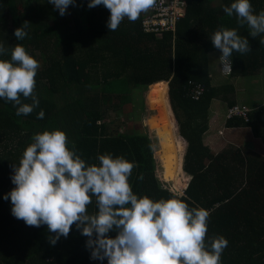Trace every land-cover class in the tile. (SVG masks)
<instances>
[{
    "label": "trees",
    "instance_id": "trees-1",
    "mask_svg": "<svg viewBox=\"0 0 264 264\" xmlns=\"http://www.w3.org/2000/svg\"><path fill=\"white\" fill-rule=\"evenodd\" d=\"M185 1L186 16L175 30L155 33L143 28L145 12L134 22L125 18L110 31V10L103 5L89 8V0H75L63 16L48 0H0V43L8 49L0 59L10 60L19 44L40 64L34 90L39 106L32 113L17 116L18 106L0 98V264H107L106 258L91 259L88 237L75 224L67 238L52 245L50 236L55 234L46 225H26L13 216L10 197L4 199L15 187L14 166L33 136L53 130L65 132L69 146L87 164L111 154L138 165L129 178L138 197L184 199L190 207L208 211L206 245L210 248L215 237L228 241L220 264H264V157L243 146L214 154L204 142L211 102L220 96L211 85L208 59L221 50L211 36L227 27L248 38L252 51L233 52L229 77L250 78L264 70V34L252 37L247 24L241 26L235 14L224 13L235 0ZM250 2L254 14L264 11V0ZM25 21L28 35L17 40L14 32ZM160 81L168 82L169 106L187 142L183 168L193 178L183 196L170 193L156 177L145 134H123L104 123L110 112L119 113L126 104L132 102L135 108L133 92H145ZM195 85L204 89L199 100L192 96ZM41 110L45 115L38 119ZM133 112L129 115L138 124L141 115ZM257 113L248 114L247 121L229 119L227 126L249 127L264 144V114ZM88 211H98L95 198Z\"/></svg>",
    "mask_w": 264,
    "mask_h": 264
},
{
    "label": "clouds",
    "instance_id": "clouds-1",
    "mask_svg": "<svg viewBox=\"0 0 264 264\" xmlns=\"http://www.w3.org/2000/svg\"><path fill=\"white\" fill-rule=\"evenodd\" d=\"M48 2L63 16L75 0ZM99 5L110 10L108 27L115 31L125 18L136 21L155 0H89V8ZM223 11L228 17L235 14L241 26L247 24L252 37L264 34V11L254 14L250 0H235ZM27 27L25 21L15 30L17 40L28 35ZM210 39L221 50L225 72L232 70L233 52L252 51L248 38L234 28L222 27ZM7 52L0 43V56ZM39 67L19 44L12 49L10 60L0 59V98L18 106L17 116L28 115L39 106L34 91ZM21 97L32 102L23 103ZM44 115L41 110L37 118ZM32 139L19 166H14L11 179L15 187L4 199L10 197L13 216L26 225H46L55 234L50 236L52 245L67 238L75 224L88 237L91 259L106 258L107 264H220L228 241L215 237L210 248L206 245L209 213L205 209L190 207L184 199L138 197L129 182L138 165L111 154L100 155L98 164H87L61 130L44 131ZM93 198L98 211L91 214L88 206ZM112 231L117 234L108 235Z\"/></svg>",
    "mask_w": 264,
    "mask_h": 264
},
{
    "label": "crops",
    "instance_id": "crops-1",
    "mask_svg": "<svg viewBox=\"0 0 264 264\" xmlns=\"http://www.w3.org/2000/svg\"><path fill=\"white\" fill-rule=\"evenodd\" d=\"M217 52L209 54L208 63L212 88L217 89L220 96L211 102L208 112V130L204 135V142L214 154L221 152L228 146H243L255 153L258 152V149H261L264 157V144L259 137L253 134L251 128L245 126L229 127L227 126L228 121L224 118L225 110L229 105H244L250 109L249 114L256 111L259 112L257 114H264V70L256 77H229V72H225L219 66L221 52L219 51L218 54ZM214 58L215 63L213 64L212 59ZM149 86L146 90L149 116L145 123L148 126V132L144 133L142 127L140 129L139 127L135 128L137 130L135 132L138 134V131H140L139 134H145L151 142L152 149L155 152V154L153 152V158L156 177L159 176L158 179L161 180L160 177L163 176L165 180L175 182L178 180V175L183 172L186 173L183 167L187 142L179 135L177 123L169 106V100L167 99L168 82L160 81L151 87ZM235 118L242 119L240 117ZM248 130L251 138L246 140L249 138ZM150 131L152 134H150ZM241 132L246 133V138L240 137ZM120 133L128 134L126 131H120ZM158 161L161 173L157 174L156 164H158ZM175 162L177 163L176 166ZM192 178L190 174L182 177L181 183L185 186L179 189V193L172 189H168V191L178 196L185 195Z\"/></svg>",
    "mask_w": 264,
    "mask_h": 264
},
{
    "label": "built area",
    "instance_id": "built-area-1",
    "mask_svg": "<svg viewBox=\"0 0 264 264\" xmlns=\"http://www.w3.org/2000/svg\"><path fill=\"white\" fill-rule=\"evenodd\" d=\"M187 2L185 0H158L155 5L145 12L147 17L143 20V28L147 32L174 31L176 24L186 16ZM204 93L200 86H192V96L199 100ZM250 109L244 105L229 106L225 110L226 120L240 117L248 120Z\"/></svg>",
    "mask_w": 264,
    "mask_h": 264
},
{
    "label": "rangeland",
    "instance_id": "rangeland-1",
    "mask_svg": "<svg viewBox=\"0 0 264 264\" xmlns=\"http://www.w3.org/2000/svg\"><path fill=\"white\" fill-rule=\"evenodd\" d=\"M212 61L214 64L215 58L212 59ZM219 66H220V68L223 67L220 59H219ZM132 95H133V99H134L133 103H135V108L133 107V104H128L123 109H121L119 111V113L110 112L109 115L104 120V123H106L109 130H113L114 128H117V129H120V131H123V132L126 131V133H128V134H133V133H136L135 131H137V130H135V128L139 127V129H140V127H142L144 133H146V131L148 132V126H146V124H145L147 122L148 116H149V112H148L149 110L147 107V99H146L147 91L144 92L141 90H137L136 93L133 92ZM123 101H125V100H123ZM141 103H142V105H141ZM141 106H144V109H142V112H141ZM134 110H136V112L138 111L137 113H135V115L136 114L141 115V121L138 122V124L135 121H133L132 120L133 117H130V115H129L130 113H134L133 112ZM131 129H133V131H131ZM139 132L140 131H138V134H139ZM150 134H152L151 131H150ZM248 134H249V138L246 140H249L251 138V134H250L249 130H248ZM240 137L246 138V133L241 132ZM153 152H154V150H153ZM256 153H259V155L263 154L261 149H258V152H256ZM154 154H155V152H154ZM174 164H175V166L177 165L176 162ZM156 165H157V168H156L157 174L161 173L160 168H159V161H158V164H156ZM163 167H164V164H163ZM186 175H188V174L184 173V172L181 175H178V177H177L178 180H176L175 182L173 180L172 181L171 180H165L163 178V176L160 177L161 180L159 179V181L160 182L162 181L161 183L163 184L164 188L169 189V190L172 189V190L179 193V189H181V188H183V186H185V184L182 185L181 179L183 176H186ZM158 178H159V176H158ZM174 184H176V185H174Z\"/></svg>",
    "mask_w": 264,
    "mask_h": 264
}]
</instances>
